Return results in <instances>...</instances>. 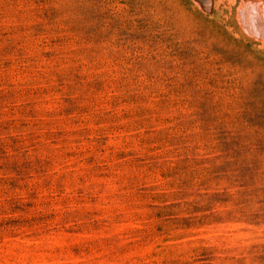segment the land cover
Returning a JSON list of instances; mask_svg holds the SVG:
<instances>
[{"label": "rangeland", "instance_id": "1", "mask_svg": "<svg viewBox=\"0 0 264 264\" xmlns=\"http://www.w3.org/2000/svg\"><path fill=\"white\" fill-rule=\"evenodd\" d=\"M0 264H264V0H0Z\"/></svg>", "mask_w": 264, "mask_h": 264}, {"label": "bare ground", "instance_id": "2", "mask_svg": "<svg viewBox=\"0 0 264 264\" xmlns=\"http://www.w3.org/2000/svg\"><path fill=\"white\" fill-rule=\"evenodd\" d=\"M247 6V5H246ZM261 6V5H260ZM260 12V11H259ZM243 17V16H242Z\"/></svg>", "mask_w": 264, "mask_h": 264}]
</instances>
